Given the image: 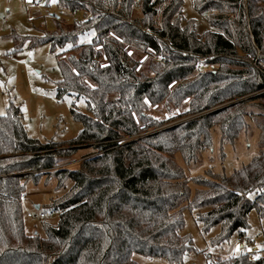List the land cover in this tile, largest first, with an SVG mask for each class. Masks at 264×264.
Wrapping results in <instances>:
<instances>
[{
  "label": "trees",
  "instance_id": "1",
  "mask_svg": "<svg viewBox=\"0 0 264 264\" xmlns=\"http://www.w3.org/2000/svg\"><path fill=\"white\" fill-rule=\"evenodd\" d=\"M137 1L58 0L77 18L32 39L60 51L58 96L84 98L88 115L73 108L82 130L58 143L29 137L12 103L0 115V264H182L200 253L182 235L186 210L204 233L220 227L214 245L235 234L251 242L250 212L264 219V0H191L212 28L203 34L183 0ZM85 34L92 40L78 44ZM254 127L259 153L231 175L192 178L175 161L198 164L214 129L222 151ZM85 147L100 153L56 168ZM44 176L71 187L51 201L59 222L41 237L27 234L22 200ZM253 255L207 264H264V237Z\"/></svg>",
  "mask_w": 264,
  "mask_h": 264
},
{
  "label": "rangeland",
  "instance_id": "2",
  "mask_svg": "<svg viewBox=\"0 0 264 264\" xmlns=\"http://www.w3.org/2000/svg\"><path fill=\"white\" fill-rule=\"evenodd\" d=\"M183 1V15L186 20L195 21L197 32L203 34L212 30L205 17L198 15L194 10L192 1ZM57 3L58 0L55 2L45 0L44 5L38 7L35 5V0L31 2L0 0V115L6 114L10 103L19 107L23 113V124L27 134L42 143L66 142L79 135L82 125L73 118V108L88 115L84 98L67 94L61 98L58 96V85L62 81V73L58 66L60 51H54L50 44L32 46V39L42 36L45 32L54 31L59 23L69 26L77 18L69 11L60 9ZM92 38L93 34L81 35L78 44L89 43ZM20 41L23 45L15 52L18 49L16 42ZM259 94L261 92L254 96ZM219 108L221 107L210 109L209 112ZM197 115L174 121L150 133L171 124L182 123ZM212 134V147L202 153L198 164L186 165L183 157L176 154L177 165L183 168L188 177L204 175L208 170L231 175L234 170L251 162L259 153L255 127L248 135L241 137L236 145L225 144L222 151L218 130L214 129ZM99 153L92 147L81 148L72 160L61 165L67 164L69 168L76 169L82 160ZM70 187L71 183L67 182L66 187L60 190L57 188L56 179H47L46 176L37 184L30 182L26 185L22 206L27 234L45 237V227L58 224L59 214L51 213L48 207L53 199L65 194ZM191 190L193 195L196 187L192 185ZM38 211H45L48 215L47 219L27 218L28 213L36 214ZM195 218L196 211L184 212L182 235L189 236L193 240L195 249L200 253L187 255L182 264H207L209 256L212 259H226L240 252L253 255L261 248L264 219L259 218L255 210L248 216L250 228L246 232V237L252 243L245 247L239 246L237 234L224 244L214 245L213 240L220 233V227L204 233ZM134 259L141 264H169L164 258L136 255Z\"/></svg>",
  "mask_w": 264,
  "mask_h": 264
},
{
  "label": "built area",
  "instance_id": "3",
  "mask_svg": "<svg viewBox=\"0 0 264 264\" xmlns=\"http://www.w3.org/2000/svg\"><path fill=\"white\" fill-rule=\"evenodd\" d=\"M44 2H45V0H35V5L36 6H38V7H41V6H43L44 5ZM137 4H139V0L136 2V5ZM159 61H162L163 60V57L162 56H160L159 57V59H158ZM262 93V92H261ZM173 125H176V124H171V125H169L168 127H171V126H173ZM167 128V127H166ZM163 129V128H162ZM142 136V135H141ZM66 167H68V165L67 164H63V165H59L58 167H56L57 169H59V168H66ZM47 213L46 212H44V211H38L36 214H32V213H28L27 214V217L29 218V219H39V220H45V219H47ZM238 243H239V246L240 247H245V246H247V245H250L251 244V242H249L246 238H244V237H242V238H239L238 239ZM254 253V252H253ZM252 254V253H251Z\"/></svg>",
  "mask_w": 264,
  "mask_h": 264
},
{
  "label": "snow or ice",
  "instance_id": "4",
  "mask_svg": "<svg viewBox=\"0 0 264 264\" xmlns=\"http://www.w3.org/2000/svg\"><path fill=\"white\" fill-rule=\"evenodd\" d=\"M29 2H31V0H29ZM53 2H55V0H53Z\"/></svg>",
  "mask_w": 264,
  "mask_h": 264
}]
</instances>
